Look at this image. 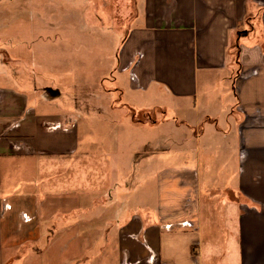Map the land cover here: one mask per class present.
<instances>
[{
	"label": "crops",
	"instance_id": "obj_1",
	"mask_svg": "<svg viewBox=\"0 0 264 264\" xmlns=\"http://www.w3.org/2000/svg\"><path fill=\"white\" fill-rule=\"evenodd\" d=\"M93 1L129 92L93 124L0 72V264H264V0Z\"/></svg>",
	"mask_w": 264,
	"mask_h": 264
},
{
	"label": "rangeland",
	"instance_id": "obj_2",
	"mask_svg": "<svg viewBox=\"0 0 264 264\" xmlns=\"http://www.w3.org/2000/svg\"><path fill=\"white\" fill-rule=\"evenodd\" d=\"M88 1L27 0V5L21 6L20 0H0V72L10 74L8 85L12 88L28 94L39 90L81 116L91 111L87 118L97 124L99 119L92 112L98 111L99 104L88 106L86 101L100 96L116 98L129 91L107 90L111 87L109 81L120 78L118 71L112 70L120 37L110 29L99 31L95 17L100 6ZM119 2L112 0L107 8L112 14L113 30L126 29V18L121 14L124 7ZM40 14L42 21L36 22L35 16L40 18ZM24 18L26 28H21ZM36 42L40 45L37 49ZM176 115L170 111L167 118ZM92 149L98 158L97 145ZM171 150L177 153L179 147L172 144ZM142 153L139 150V159Z\"/></svg>",
	"mask_w": 264,
	"mask_h": 264
}]
</instances>
